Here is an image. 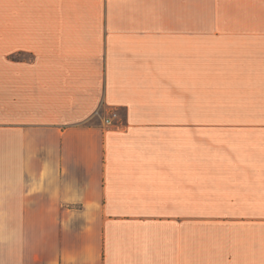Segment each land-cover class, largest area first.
I'll return each instance as SVG.
<instances>
[{
  "label": "crops",
  "instance_id": "obj_1",
  "mask_svg": "<svg viewBox=\"0 0 264 264\" xmlns=\"http://www.w3.org/2000/svg\"><path fill=\"white\" fill-rule=\"evenodd\" d=\"M0 264H264V0H0Z\"/></svg>",
  "mask_w": 264,
  "mask_h": 264
},
{
  "label": "built area",
  "instance_id": "obj_2",
  "mask_svg": "<svg viewBox=\"0 0 264 264\" xmlns=\"http://www.w3.org/2000/svg\"><path fill=\"white\" fill-rule=\"evenodd\" d=\"M116 117H117V112H115V111H111L110 114H109V116H106V118L104 119V121H105L106 123H111L112 120H113L114 118H116Z\"/></svg>",
  "mask_w": 264,
  "mask_h": 264
}]
</instances>
